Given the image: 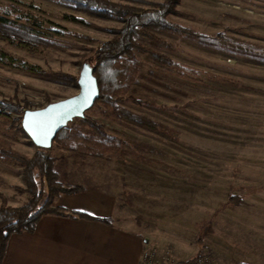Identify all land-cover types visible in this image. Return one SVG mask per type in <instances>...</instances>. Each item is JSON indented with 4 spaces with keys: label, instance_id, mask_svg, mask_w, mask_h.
Returning a JSON list of instances; mask_svg holds the SVG:
<instances>
[{
    "label": "rangeland",
    "instance_id": "374dc122",
    "mask_svg": "<svg viewBox=\"0 0 264 264\" xmlns=\"http://www.w3.org/2000/svg\"><path fill=\"white\" fill-rule=\"evenodd\" d=\"M13 1L41 16L43 29L53 23L68 33L55 35L62 48L45 47L39 53L0 38L5 52L44 70L27 72L0 63V99L36 109L76 94L79 88L60 73L79 77L83 56L110 39L121 22L52 0ZM112 1L149 6L163 0ZM176 9L166 20L181 29L222 35L221 43L230 48L264 47V0H180ZM148 32L141 36L145 46L220 79L204 74L202 82L186 79L135 50L140 85L118 106L170 130L135 123L119 108L99 103L86 114L100 130L75 119L70 127L78 137L53 142L49 149L54 164L79 166L84 158L94 160L89 151L98 153L102 159L93 161L89 184L106 182L101 171L107 165L124 170L118 217L145 231L150 264H264V61L208 47L192 36ZM81 136L101 137L103 143L97 147ZM0 143L29 156L37 149L18 123L2 116ZM22 171L20 164L0 159V206L4 200L12 206L28 200Z\"/></svg>",
    "mask_w": 264,
    "mask_h": 264
},
{
    "label": "trees",
    "instance_id": "16d2710c",
    "mask_svg": "<svg viewBox=\"0 0 264 264\" xmlns=\"http://www.w3.org/2000/svg\"><path fill=\"white\" fill-rule=\"evenodd\" d=\"M58 3L72 6L80 11L97 14L104 17L117 18L121 25L112 30L113 36L94 47L89 53L83 56L88 58L94 66V74L98 79L100 97L95 105L102 103L107 106L119 108L122 113L131 121L138 124H145L151 127H160L170 130L159 121L153 120L144 114L135 113L126 108L118 106V102L126 97L136 85H140V65L133 59L135 50L147 53L160 62L167 63L186 79L202 82L201 74L210 79H220V76L211 72H203L197 68L178 63L166 55L145 46L141 42V36L150 35L149 30H167L179 35H188L198 38L199 42L208 47H213L235 55H243L257 60L264 61V47L248 45L240 50L230 48L221 43L222 35L210 36L196 34L186 29H181L174 24H170L167 17L177 12V5L180 0H163L159 3H151L149 6L125 3L112 0H52ZM143 1V0H134ZM43 18L32 10L17 5L13 0L0 2V38L12 45L25 49L31 53H39L45 47L62 48L58 39L68 33L64 27L50 23L49 29H43ZM74 34V33H73ZM76 34V33H75ZM77 37H81L76 34ZM84 37V36H82ZM228 39V38H226ZM239 42V41H237ZM0 63L22 69L27 72L43 73L40 66L30 64L20 58L8 54L0 47ZM60 75L73 81L78 86V76L66 73ZM93 106V107H94ZM26 106L20 101L9 98L0 99V116L10 119L22 127V116ZM17 114L18 116H13ZM77 119V118H76ZM90 125L100 126L97 121L88 114L84 118ZM71 124V123H70ZM70 124L61 129L55 139L56 143H65L76 136V131ZM24 131V130H23ZM85 142L101 147L103 139L94 140L81 136L79 138ZM139 148L154 150L150 145L138 144ZM0 159H9L23 167V180L26 191L29 193L28 200L19 206L8 205L6 201L0 206V264L2 263L7 243L14 233L24 231H34L36 224L43 215L48 213L64 214L66 209L62 206H54L53 201L61 193H74L80 190L79 186H67L60 182L57 171L54 169V158L49 149H36L32 156L23 154L14 149H8L0 143ZM72 215L81 218L104 220L81 211H73ZM188 262H186L187 264Z\"/></svg>",
    "mask_w": 264,
    "mask_h": 264
},
{
    "label": "crops",
    "instance_id": "0c3cea01",
    "mask_svg": "<svg viewBox=\"0 0 264 264\" xmlns=\"http://www.w3.org/2000/svg\"><path fill=\"white\" fill-rule=\"evenodd\" d=\"M89 152L94 160L86 163L84 158L79 166L76 162L66 163L65 168L54 164L62 184L82 189L55 198V206L64 207L66 213L45 214L34 231L12 234L1 264H140L148 244L146 233L139 224L118 217L117 198L122 196L120 177L124 170L107 165L101 171L104 184L87 183V175L91 177L95 170L93 161L102 159L98 153ZM73 211L109 222L81 218L72 215Z\"/></svg>",
    "mask_w": 264,
    "mask_h": 264
},
{
    "label": "water",
    "instance_id": "95a60500",
    "mask_svg": "<svg viewBox=\"0 0 264 264\" xmlns=\"http://www.w3.org/2000/svg\"><path fill=\"white\" fill-rule=\"evenodd\" d=\"M76 94L50 102L44 107L24 110L22 127L36 147L50 149L57 133L76 118H84L100 97L94 66L86 58L77 80Z\"/></svg>",
    "mask_w": 264,
    "mask_h": 264
},
{
    "label": "built area",
    "instance_id": "2783aa9c",
    "mask_svg": "<svg viewBox=\"0 0 264 264\" xmlns=\"http://www.w3.org/2000/svg\"><path fill=\"white\" fill-rule=\"evenodd\" d=\"M140 264H150V260L148 258V253H143Z\"/></svg>",
    "mask_w": 264,
    "mask_h": 264
}]
</instances>
